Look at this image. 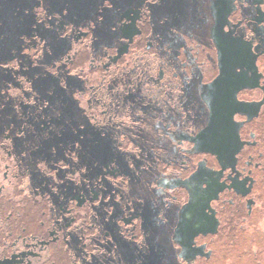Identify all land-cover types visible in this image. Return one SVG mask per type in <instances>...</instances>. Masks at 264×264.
<instances>
[{"label":"flooded vegetation","instance_id":"af4514ba","mask_svg":"<svg viewBox=\"0 0 264 264\" xmlns=\"http://www.w3.org/2000/svg\"><path fill=\"white\" fill-rule=\"evenodd\" d=\"M55 1L0 30V264H264V0Z\"/></svg>","mask_w":264,"mask_h":264},{"label":"trees","instance_id":"16d2710c","mask_svg":"<svg viewBox=\"0 0 264 264\" xmlns=\"http://www.w3.org/2000/svg\"><path fill=\"white\" fill-rule=\"evenodd\" d=\"M1 1L2 0H0V30H5L7 33L9 30L13 31L18 29L21 31V34L24 37L27 33H29L31 28L30 20L28 17L24 18L16 15L20 14L22 10H24L22 11L23 13L30 11L29 9L27 10L28 6L25 5L21 7V10L20 5L7 2L3 5V2ZM2 15H5L6 17Z\"/></svg>","mask_w":264,"mask_h":264},{"label":"rangeland","instance_id":"374dc122","mask_svg":"<svg viewBox=\"0 0 264 264\" xmlns=\"http://www.w3.org/2000/svg\"><path fill=\"white\" fill-rule=\"evenodd\" d=\"M8 1L10 2V0H2L1 2H3V5L7 2L8 3ZM16 1V3H18L19 1H21V3L19 4L20 5V8L21 7H23V6H28L27 7V10L29 9L30 11H31V8L33 7V10L36 12L37 11V8H38V5H37V3H40V5H41V8H44V9H42V10H45V7H46V5L47 4H50V2H49V0H15ZM44 1V2H43ZM51 2L53 1V0H50ZM12 2V1H11ZM78 2V1H77ZM76 2V3H77ZM59 2H56L55 0H54V5L56 6L57 4H58ZM75 2H74V5L72 6V9H71V11H72V13H75V14H77V16H82V14L83 13H79V12H81V8H79V7H81V4L79 3H77L76 4ZM94 4V3H93ZM10 5V4H9ZM59 9L58 10H61L62 8H64V4L63 3H59ZM82 7H83V5H82ZM91 7H93L94 8V6H91ZM24 9L26 10V8L24 7ZM96 9V8H95ZM95 9H93V11H95ZM57 10V11H58ZM24 11V10H23ZM30 11H28V12H25L24 14H28V13H30ZM53 11H54V9H53ZM55 12V11H54ZM88 12H89V10H88ZM26 16H28V15H26ZM76 16V18H74L73 17V22H78L79 20L78 19H80L79 17H77ZM78 18V19H77ZM28 19H29V17H28ZM30 20V19H29ZM108 27H109V24L107 25V28H106V32H107V29H108ZM61 30H62V28H61ZM63 31H65V30H63ZM62 33V32H61ZM64 33V32H63ZM79 51V45H78V43H76L75 44V46L73 47V52L74 53H76V52H78ZM77 55H76V60L78 59H81V60H83L84 59V56L83 55H80L79 54V52L78 53H76ZM30 55H31V53H30ZM103 75V74H102ZM104 76V75H103Z\"/></svg>","mask_w":264,"mask_h":264}]
</instances>
